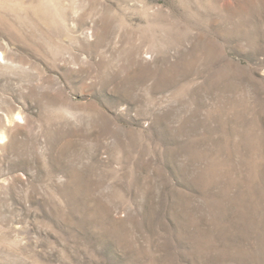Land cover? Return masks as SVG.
Listing matches in <instances>:
<instances>
[{
    "label": "rangeland",
    "instance_id": "1",
    "mask_svg": "<svg viewBox=\"0 0 264 264\" xmlns=\"http://www.w3.org/2000/svg\"><path fill=\"white\" fill-rule=\"evenodd\" d=\"M0 264H264V0H0Z\"/></svg>",
    "mask_w": 264,
    "mask_h": 264
}]
</instances>
